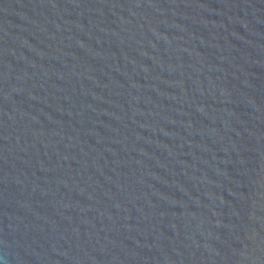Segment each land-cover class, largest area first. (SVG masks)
Returning a JSON list of instances; mask_svg holds the SVG:
<instances>
[{"label": "water", "instance_id": "obj_1", "mask_svg": "<svg viewBox=\"0 0 264 264\" xmlns=\"http://www.w3.org/2000/svg\"><path fill=\"white\" fill-rule=\"evenodd\" d=\"M0 264H264V0H0Z\"/></svg>", "mask_w": 264, "mask_h": 264}]
</instances>
